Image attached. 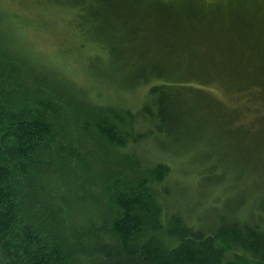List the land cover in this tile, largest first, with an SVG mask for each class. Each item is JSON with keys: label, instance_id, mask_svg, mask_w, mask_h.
<instances>
[{"label": "trees", "instance_id": "obj_1", "mask_svg": "<svg viewBox=\"0 0 264 264\" xmlns=\"http://www.w3.org/2000/svg\"><path fill=\"white\" fill-rule=\"evenodd\" d=\"M32 1L54 14L72 13L68 31L82 46L104 51L89 59L98 62L92 76L148 93L135 114L89 105L24 54L0 20V264H264L263 47L247 43L249 54L232 53L235 42L247 40L237 36L215 39L217 54L190 50L202 42L192 37L214 39L216 24L243 18L231 11L219 19L221 0ZM151 25L168 38L154 44L145 36ZM179 51L189 53V63L219 65L224 76L203 78L180 63L187 56ZM194 80L228 84L223 88L236 91L241 105L230 111L205 88L197 91ZM191 92L210 99L218 113L219 105L231 112L221 132L211 128L216 136L194 113ZM244 101L253 116L246 126ZM229 128L247 136L246 162L216 148ZM130 142V159L119 157ZM148 143L192 153L200 189L223 184L218 200L200 215L183 212L172 200L181 183L170 179L171 167L140 164L138 155L150 160Z\"/></svg>", "mask_w": 264, "mask_h": 264}, {"label": "rangeland", "instance_id": "obj_2", "mask_svg": "<svg viewBox=\"0 0 264 264\" xmlns=\"http://www.w3.org/2000/svg\"><path fill=\"white\" fill-rule=\"evenodd\" d=\"M79 1V0H76ZM222 3L217 6V15L220 18H226V14L233 11L237 16L243 18L242 22L235 20L234 22H224L215 25L214 29L217 35L215 38H208L206 34H199L193 39L200 40L202 42L197 43L199 46L191 47V52H197L201 56H206L209 53H219L216 49L217 38H247L246 42H235V54H249V49H245L247 43H251L257 47H263L264 52V24L258 23V19L264 21V0H247L246 5H239L238 0H221ZM244 6V7H242ZM38 3L32 0H0V20L1 27L7 32L14 42H16L19 49L24 54L30 56L35 62L41 67L47 68L57 77L59 82L62 83V87L67 88L72 93H78L82 95V99L87 101L89 105L93 106H112L118 111L127 115V113L135 114L140 112L145 106L147 98L148 88L140 87L134 90H126L116 88L114 85H110L109 82H103L96 79L93 75L96 74V66L98 62H90L89 59L105 55L104 51L89 43V45L82 46V42L78 41V38L73 36V33L66 28L67 24L70 23L68 17L72 13L63 11L60 14H54L51 10L38 8ZM57 12L59 10H56ZM87 16L90 13H86ZM80 14H78L79 17ZM74 16V15H73ZM78 17L74 21L78 24ZM258 18V19H256ZM140 18L137 17L134 20L131 19L132 23H139ZM71 23V26L75 22ZM101 22V20H99ZM104 22V21H103ZM95 23V22H94ZM203 30H208V27H202ZM198 29L199 31L202 30ZM202 30V31H203ZM145 36L155 41H161L164 38H168V34L164 31L158 33L155 26H150L146 30ZM214 41V42H213ZM196 42V41H195ZM211 42V43H210ZM206 43V45H205ZM154 44H150V50H154ZM183 46V44H179ZM262 52L261 49H257ZM149 48V47H148ZM180 49V48H179ZM168 50H164L161 54L166 53ZM262 52V53H263ZM184 56L189 55L188 52H180ZM178 53V54H179ZM191 54V53H190ZM251 54V52H250ZM186 58H181L180 63L185 64ZM89 61V62H88ZM188 65V64H187ZM190 70H193L196 74H200L203 78L212 76H224V71L220 69L219 65H213L211 67H204L203 64L199 65L197 61L190 62ZM231 68V67H230ZM229 68V69H230ZM228 69V70H229ZM238 69L236 68V71ZM109 70L108 72H110ZM91 75H90V74ZM209 83L206 81H196L194 84L200 86L196 87L197 91L205 88L206 93L211 98L222 101L228 106L231 111L232 108L241 105L239 96L235 95V92L227 93V90L223 87L228 88V84H222L215 82ZM193 96V110L197 113V118L204 123L208 130L216 136L214 131L221 132L220 128L223 123L227 120L231 112H228L227 108L223 105H219L220 113L218 109H213L209 103L210 99L201 98L200 94L191 92ZM213 101V100H212ZM243 101V100H241ZM245 112L240 117L241 124L243 126L249 125L253 117L251 112H248V104L244 101L243 103ZM247 109V111H246ZM213 130H212V129ZM237 133V134H236ZM219 146L216 148L224 155H232V152L238 160L246 162L247 156L243 159L248 149L249 140L243 131L240 133L235 132L234 128H230L223 137L217 139ZM147 147H150L151 153L149 155L150 162L144 160V156L138 155V159L142 162L140 164L144 167L153 168L158 163H165L171 167L172 181L181 183V187L174 193L173 199L179 205V208L187 215H196L205 210L206 204H213V201L218 200L219 194L223 193V184H207L206 187L200 189L198 179L200 176L199 164L192 161V153L185 155H176L170 153V150H155L154 147L148 143ZM209 149H214V146H208ZM135 145L132 142L128 143L126 148H120L117 150L118 156L122 157L124 154L128 158L127 154H133ZM215 150V149H214ZM161 152V153H160ZM160 153V154H158ZM189 155V156H188ZM137 156V155H136ZM158 156V157H157ZM152 157H157V160L152 161ZM130 159V158H128ZM132 168H137L136 163H131ZM237 190L235 191V193Z\"/></svg>", "mask_w": 264, "mask_h": 264}]
</instances>
